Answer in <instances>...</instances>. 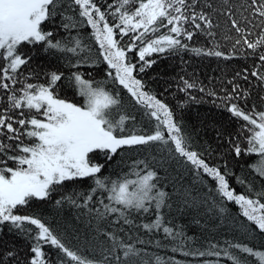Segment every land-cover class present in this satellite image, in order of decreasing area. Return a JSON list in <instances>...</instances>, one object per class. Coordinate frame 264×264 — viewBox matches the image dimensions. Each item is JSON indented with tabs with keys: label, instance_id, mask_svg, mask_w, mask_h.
<instances>
[{
	"label": "snow or ice",
	"instance_id": "obj_1",
	"mask_svg": "<svg viewBox=\"0 0 264 264\" xmlns=\"http://www.w3.org/2000/svg\"><path fill=\"white\" fill-rule=\"evenodd\" d=\"M57 16L67 33L61 38L45 28ZM85 26L95 49L80 34ZM198 35L205 42L195 45ZM26 47L33 51H22ZM35 50L62 67L35 64ZM184 53L254 61L251 70L227 81L231 91L221 88L222 96L180 77L178 90L188 100L178 108L196 99L189 90H198L242 122L235 133L217 131L216 139L228 144L220 163H210L212 146H197L196 134L139 78L157 62L153 54ZM86 64H105V80L85 78L79 69ZM237 78H254L264 93V0H0V227L23 238L29 253L21 259V249L5 247L0 264H52L45 246L57 250L55 264H185L174 255L149 253L153 243L165 247L152 239L160 233L172 253L205 258L202 264H264V244L210 241L193 250L191 238L167 219L175 204L223 221L231 203L243 218L237 223L245 238L264 240V111L248 107L249 90ZM65 88L81 101L61 96ZM259 101L264 105V94ZM129 105L142 111L150 130ZM225 156L257 157L247 165L252 175L243 169L237 175ZM106 167L113 171L103 175ZM185 176L192 178L188 185ZM85 180L91 181L88 189L76 190ZM233 180L244 190L237 192ZM57 193L53 207L67 204L87 218L91 239L84 247H70L38 213L20 214Z\"/></svg>",
	"mask_w": 264,
	"mask_h": 264
},
{
	"label": "trees",
	"instance_id": "obj_2",
	"mask_svg": "<svg viewBox=\"0 0 264 264\" xmlns=\"http://www.w3.org/2000/svg\"><path fill=\"white\" fill-rule=\"evenodd\" d=\"M111 2V0H109ZM46 29L53 30L55 32V38H61L67 35V33L60 28V18L57 16L54 18V23H49L45 25ZM77 30H73L72 34L75 35ZM80 34L84 37L85 43L92 44L93 48H97L94 40H91L89 33L91 29L87 26L79 29ZM203 36L194 37L193 44L199 45L204 43ZM224 51H228L230 45L227 42L220 41ZM22 51H33L30 48L22 49ZM34 55L35 64H43L46 67H62L58 65L55 60L44 56L39 50H35ZM150 59H155L157 62L148 69L145 73L141 74V78L147 86V89L154 93L159 99L168 104L172 110L176 113V118L182 120L185 124L187 130L193 132L197 141V146H203L205 142L210 144L214 149V155L210 160V163H220L218 159L219 154L225 152L228 148L226 140L222 139L218 141L216 139L217 131H221L225 134L235 133L241 121H237L232 118L228 112L223 108H218L215 105L220 104L219 99L209 97L198 90H189L190 94L196 99L188 101L183 109L178 108L179 103H183L188 100L185 93L178 90L179 86H182L180 77H184L190 81L195 80L198 84L204 85L206 88H211L215 90L219 95H224L220 90L221 88H227L231 91V85L227 81L232 80L237 71H243V69H252L253 58H234L231 60H224L223 58L216 57H196L194 55L184 53L181 56H168L162 57L159 54H153ZM105 64L100 65H83L80 67V71L85 73V78H95L96 80H105ZM67 73V69H63ZM91 73V76L88 74ZM236 83L240 84L241 89L249 90V97L247 100L248 107L255 104L257 110L264 111V105H261L259 101L260 89L254 78H250L249 81H244L243 79L237 78ZM111 87V85H108ZM61 96L67 97L69 99H75L80 102L81 98L76 97L72 89L65 88L61 91ZM126 96L127 94L124 93ZM215 99V103L213 102ZM127 103V100L125 101ZM234 103L237 101H233ZM241 107H245L244 101H239ZM129 112L137 117L142 127L146 130H150L147 118L143 117L142 111L136 106L129 105ZM131 126V125H130ZM132 158H135L136 153L131 154ZM103 162L102 158H99ZM228 160L229 168L233 169L237 175L242 174V169L250 177L252 173L248 170L247 165L251 164L257 159L255 156H244L238 161L233 160L231 157L225 156ZM127 169H125L126 171ZM111 168L106 167L103 171V175H108ZM115 171H119L116 169ZM175 175V173H173ZM190 176H185L182 183L188 185L191 182ZM233 186L236 188L237 192H241L244 189L232 181ZM257 185H259L260 180L257 178ZM91 181L85 180L77 186L78 191L87 190L90 186ZM73 185H68L67 189L72 190ZM168 191L172 189L167 188ZM59 199V194H53L52 201L39 203L33 202L28 208L22 209L20 214H33L38 213L45 218L46 222L50 223L54 230L62 232L65 237V242L70 247H84L85 240L91 239V233L86 227V217L79 216V210L72 208L69 205H65L61 209L53 207L54 201ZM226 215L223 221L219 217H213L212 213L207 212L205 209H201L199 213L195 210H177L175 204L173 210L168 213L167 219L172 222V225H178L182 228L186 237H190L191 240L188 241V246L195 250L205 249L209 242H221L224 240H239L245 243H250L259 247L264 244V240L259 237L255 240H248L245 238L242 231L238 228V221L243 218L239 216V208L231 203L226 204ZM79 216V218H78ZM199 221L197 223L196 221ZM139 220H137V223ZM127 229V226H125ZM135 235H139L146 242L149 240V236L139 232L136 233L135 229L132 230ZM153 240H160L165 247L163 249L156 248L155 244L148 245V250L150 254H159L161 256H175L177 260L185 262V264H202L205 258L183 256L180 252L172 253L167 241L163 240L162 233L157 234L152 238ZM21 249L20 257L23 259L28 255L27 242L8 231L7 226L0 227V250L5 247H12ZM44 251L48 254V259L55 264L57 257V250L45 246ZM97 250V254H98ZM215 259V258H208ZM222 264H228L227 261H222Z\"/></svg>",
	"mask_w": 264,
	"mask_h": 264
}]
</instances>
